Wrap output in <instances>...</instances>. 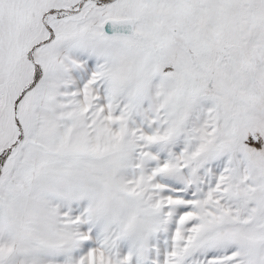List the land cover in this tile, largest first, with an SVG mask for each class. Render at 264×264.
I'll return each instance as SVG.
<instances>
[{"label":"snow or ice","instance_id":"obj_1","mask_svg":"<svg viewBox=\"0 0 264 264\" xmlns=\"http://www.w3.org/2000/svg\"><path fill=\"white\" fill-rule=\"evenodd\" d=\"M0 264H264V0H0Z\"/></svg>","mask_w":264,"mask_h":264}]
</instances>
